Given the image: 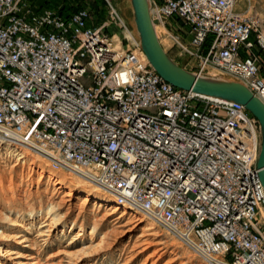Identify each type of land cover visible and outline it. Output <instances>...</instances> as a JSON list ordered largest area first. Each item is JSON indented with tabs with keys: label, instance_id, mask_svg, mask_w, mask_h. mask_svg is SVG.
<instances>
[{
	"label": "built area",
	"instance_id": "1",
	"mask_svg": "<svg viewBox=\"0 0 264 264\" xmlns=\"http://www.w3.org/2000/svg\"><path fill=\"white\" fill-rule=\"evenodd\" d=\"M105 1L94 27L85 9L0 0V142L96 182L204 264H264L256 119L162 80ZM235 2L151 0V18L189 71L236 78L264 103V30Z\"/></svg>",
	"mask_w": 264,
	"mask_h": 264
},
{
	"label": "rangeland",
	"instance_id": "2",
	"mask_svg": "<svg viewBox=\"0 0 264 264\" xmlns=\"http://www.w3.org/2000/svg\"><path fill=\"white\" fill-rule=\"evenodd\" d=\"M54 1L55 7L61 10H87L90 25L94 27L108 21L105 0ZM108 1L135 37L129 0ZM235 10L247 12L264 30V0H236ZM159 29L163 50L188 70L185 55L172 45L165 30ZM210 41L211 36L208 44ZM19 148L0 142V236L8 237L6 240L0 237V244L3 242L0 247L8 242L10 251L5 254L7 257L0 253V264L16 261H21L20 264H204L179 239L137 212H127L117 219L121 210L110 214L114 204L106 202L104 205L93 198L81 206L83 196L79 192L108 194L89 184L74 188L67 178L60 183L63 173L72 180L78 179L64 170H53L42 154ZM51 170L56 172L55 178L48 177L47 171ZM67 193L71 196L65 197ZM52 218L58 223L57 227L49 223ZM150 223L154 229L144 230ZM77 231L82 234L80 237L76 236ZM86 247L89 249H84Z\"/></svg>",
	"mask_w": 264,
	"mask_h": 264
},
{
	"label": "water",
	"instance_id": "3",
	"mask_svg": "<svg viewBox=\"0 0 264 264\" xmlns=\"http://www.w3.org/2000/svg\"><path fill=\"white\" fill-rule=\"evenodd\" d=\"M135 39L151 68L173 87L243 107L259 126L260 150L256 167L264 192V103L240 80L224 74H200L177 64L163 50L151 18V0H129Z\"/></svg>",
	"mask_w": 264,
	"mask_h": 264
},
{
	"label": "bare ground",
	"instance_id": "4",
	"mask_svg": "<svg viewBox=\"0 0 264 264\" xmlns=\"http://www.w3.org/2000/svg\"><path fill=\"white\" fill-rule=\"evenodd\" d=\"M235 4H236V2H235ZM154 25V24H153ZM159 28H161V27H159ZM159 28H157L155 25H154V29H155V32H156V35H157V37H159ZM164 31V30H163ZM165 32V31H164ZM166 33V32H165ZM166 36H167V34H166ZM134 39H135V37H134ZM159 39V38H158ZM160 43H161V40H160ZM162 45V44H161ZM259 135H260V132H259ZM16 147H20V148H24V147H22V146H20V145H15ZM19 148V149H20ZM24 149H26V148H24ZM24 153V152H23ZM38 153V152H37ZM39 154V153H38ZM49 164L51 165V167H52V169L53 170H55V171H61V169L60 168H56L55 169V167H53V165L49 162ZM92 169L93 168H86L85 169V171L86 172H88V171H92ZM48 170V169H47ZM53 170H51V171H47V174H48V177H53V178H55L56 176H54L55 175V171H53ZM61 172H63V171H61ZM71 173H69V175H70ZM63 176L61 177L60 176V180H59V182L60 183H62V182H65L66 180H65V178H67V180L69 179V184L70 185H73L74 186V188H76V187H78L79 185H84V184H89V185H91V186H93L94 187V189L95 188H97V189H99L101 192H103V193H107L108 195H98V194H96V193H98V192H94V191H82V192H79V194L80 195H82L83 197H82V200H83V202H82V204H81V206H84V204L85 203H88L89 202V200L91 199V198H93V199H96V200H98L100 203L102 202V204H104L105 205V203L107 202V203H109V204H114V206H113V210H112V213H110V214H113V213H115V212H117V211H119V210H121V215H120V217H118L117 219H120V218H122V216H124L127 212H131V214H133L134 213V211H132V208L129 206V205H127V204H125V203H117V198L115 197V196H113L112 194H110L109 192H107L106 190H104V189H102L99 185H97V183L95 182L94 183V181H88V180H86L85 178H82V177H80V176H78V175H76V174H71L70 176H76V178L78 179V180H72L71 178H69V177H66V175L63 173L62 174ZM65 176V177H64ZM52 178V179H53ZM55 181H57V180H55ZM58 182V183H59ZM92 182V183H91ZM81 183V184H80ZM66 186V185H65ZM67 192H69V191H67ZM74 193V192H73ZM74 195V194H73ZM68 196H71V194L70 193H67L66 195H65V197H68ZM92 199V200H93ZM1 213V212H0ZM135 214V213H134ZM137 214H138V212H137ZM109 215V214H108ZM146 219V218H145ZM148 220V219H147ZM150 221V220H149ZM152 222V221H151ZM49 223L51 224V226H53V227H57L58 226V223H56V221H54V219L52 218V219H50V221H49ZM153 223V222H152ZM48 226V225H47ZM50 227V226H49ZM124 227V226H123ZM144 230H146V231H150L151 232V230H153L154 229V227H153V224H147V225H145L144 226ZM81 231V230H80ZM80 231H77V233H76V236L77 237H80L82 234H80ZM2 234V233H1ZM149 235V234H148ZM151 235V234H150ZM0 237H2V238H7L8 239V237L7 236H4V234H2ZM6 240V239H5ZM103 241V240H102ZM21 242H23V240H21L20 241V243ZM144 242V241H143ZM143 242H142V244H143ZM3 243V242H2ZM1 243V244H2ZM8 242H5V244H4V246H2V247H0V253L1 252H3L4 254H3V256H5V257H7V255H5V254H9L10 253V251H9V246H8V244H7ZM0 244V245H1ZM144 245V244H143ZM89 247V246H88ZM88 247H86V248H84V249H87ZM99 247V246H98ZM133 247V246H132ZM83 249V250H84ZM89 249V248H88ZM161 250V249H160ZM79 252H81V251H79ZM83 253H85V251H82ZM2 256V257H3ZM4 257V258H5ZM158 257V256H157ZM16 258H19V256H17ZM30 259H33V258H30ZM2 261V260H1ZM20 262L21 261H16L15 262V264H20ZM30 264H36V262L35 263H30ZM74 264H75V262H74ZM150 264H153V263H150Z\"/></svg>",
	"mask_w": 264,
	"mask_h": 264
},
{
	"label": "trees",
	"instance_id": "5",
	"mask_svg": "<svg viewBox=\"0 0 264 264\" xmlns=\"http://www.w3.org/2000/svg\"><path fill=\"white\" fill-rule=\"evenodd\" d=\"M32 2H34V3H36L37 4V6L40 8V7H49V8H56L55 7V4L57 5V3H56V1H54V0H47V1H43V0H31ZM56 9H58V8H56ZM78 9H81V8H78ZM77 8L76 9H69V10H66V9H63V10H61V9H58L61 13H66V14H68V13H72V12H74V11H77L78 10Z\"/></svg>",
	"mask_w": 264,
	"mask_h": 264
},
{
	"label": "crops",
	"instance_id": "6",
	"mask_svg": "<svg viewBox=\"0 0 264 264\" xmlns=\"http://www.w3.org/2000/svg\"><path fill=\"white\" fill-rule=\"evenodd\" d=\"M240 12V11H239ZM170 30H172L171 28H170ZM174 31V30H173ZM175 33H176V31H174ZM185 61H187V59L185 58ZM189 70V69H188Z\"/></svg>",
	"mask_w": 264,
	"mask_h": 264
}]
</instances>
